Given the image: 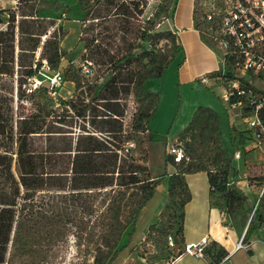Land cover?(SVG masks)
Here are the masks:
<instances>
[{
    "label": "trees",
    "instance_id": "trees-1",
    "mask_svg": "<svg viewBox=\"0 0 264 264\" xmlns=\"http://www.w3.org/2000/svg\"><path fill=\"white\" fill-rule=\"evenodd\" d=\"M29 1L19 0L21 4ZM78 1L85 13V22L137 19L144 15L147 4L146 0ZM195 1L196 28L202 40L214 50L207 36L217 41L216 28L205 18L207 7L203 1ZM174 3L175 0L167 1L166 12ZM218 6L225 9L222 3ZM7 13L0 11V79L12 77L16 72L21 88L33 78L42 81V85L29 89L25 95L33 111L21 117L16 125L12 123L9 102L5 108L0 107V264H37L44 257L45 248L57 245L61 248L69 236L75 238L80 253L85 251L91 257V264H111L123 249L120 245L128 228H135L141 211L165 178L152 179L148 167L136 163L128 145L131 141L139 142V135L149 132L148 123L158 109L160 96L148 92L145 84L149 79L162 78L178 57L181 52L178 36L168 29L160 31L161 23L152 24L142 28L137 44L127 36L130 30L123 31L120 40L124 52L120 56L100 52L103 55L100 64L108 68L110 79L95 87L93 101L77 115L86 120L91 110L90 125L106 135L100 137L88 131L77 139L61 135L60 140L50 138L52 141L46 148L40 143L46 133H69L55 125L49 132L44 131L46 120L57 118V97L43 83L61 73L63 60L68 55L62 46L67 33L55 21L39 18L37 12L29 15L11 12L5 18ZM121 30L117 29L115 36ZM163 41L164 47L158 48ZM233 50L231 46L221 68L209 75L221 77L225 86L239 82L244 94L236 93L230 104L242 103L239 119L242 124L255 112L264 123V104L257 108L264 103V89L255 82L264 80V76L252 71L239 75L241 60ZM122 94H132L138 104L129 132L124 127L125 110L114 108ZM94 102L103 104L97 105L105 110L102 119L96 113ZM61 104L76 110L73 101H61ZM56 123L67 125V121ZM230 133L236 150L239 149L236 143L251 141L250 130L237 123L231 126ZM178 140L185 156L179 163L173 155L166 157V166L174 170L168 183L169 200L159 219L149 227L148 239L155 247L150 257L152 264H167L183 253L184 248L177 252L175 245H169V237L184 240L185 208L192 201L188 175L207 174L210 206L228 216L237 231L244 234L251 220L243 242H248L255 230L264 231V208L262 205L256 208L238 186L239 174L233 153L224 142L219 114L199 106ZM11 141L16 144L14 153L10 149ZM149 141L165 142L166 137L153 133ZM257 183L263 187L264 177ZM228 255L223 245L210 241L204 248L203 259L208 264H222Z\"/></svg>",
    "mask_w": 264,
    "mask_h": 264
},
{
    "label": "rangeland",
    "instance_id": "rangeland-1",
    "mask_svg": "<svg viewBox=\"0 0 264 264\" xmlns=\"http://www.w3.org/2000/svg\"><path fill=\"white\" fill-rule=\"evenodd\" d=\"M168 0H146L147 4L145 7L144 15L137 19H128L119 18L111 21H100V20H91L88 22L84 21L85 13L83 12L82 6L78 0H31L28 4H21L19 0H0V11L5 10L8 13L14 12L16 15H21L22 13L31 14L37 12V15L41 19H47L55 21L57 26L62 25L64 30L67 33V36L63 40V48L68 51V55L64 58L61 73L63 76L62 84L57 88V99L55 100L56 105L55 109L57 110V118L52 121V118L46 120V125L44 126V131L49 132L52 125H55L57 128H61L60 131H68L69 133H46L40 143L44 147L48 148L52 139L60 140L58 136L69 135L73 139H77L79 135L86 134L88 132H94L97 136L104 137L106 134L96 132L91 125L92 114L91 110L89 111V116L84 120L83 118L78 117L77 115L80 112H83L88 108L89 103L93 101L94 98V89L95 87L107 82L110 77V71L104 65H101L103 55L100 54L102 51L110 53L113 56H120L124 52L123 43L120 40V36L124 33L123 31L130 30L131 33L127 36L131 41L139 44L138 35L142 31V28H148L152 24L158 25L160 31H165L167 29V20L172 14V7L166 12ZM200 1V0H199ZM203 5L207 4L208 1L202 0ZM233 0H214V4L218 5L222 3L224 7L231 6ZM206 8V7H205ZM207 9V8H206ZM8 13L4 15L5 18L8 17ZM165 17L167 19H160ZM122 29V32H119L115 36L116 30ZM210 39L211 45L219 56H223V50L219 46V43L214 39L207 36ZM166 42H161L158 45V48L164 47ZM89 45V48L87 47ZM150 48V46H148ZM138 53V52H137ZM37 59L40 58L39 53L36 56ZM91 63L92 72L87 74L85 73L82 65L83 63ZM18 76L15 74L12 77H5L0 79V107L7 105V101L11 105L12 110V123H15L23 116L28 115L33 111V107L30 103L27 102L26 96L31 90L35 88V85L32 83L31 79L27 81L25 85L20 87L17 83ZM172 73L168 72V78L166 80V87L170 90L172 88ZM200 82V81H199ZM256 85L264 89V80H255ZM43 83L50 87V81L46 80ZM201 85V84H199ZM10 89V90H9ZM202 94L210 93L206 88L201 86ZM26 90V91H25ZM174 90V89H173ZM25 91V94H22ZM184 97L187 99V92ZM121 99L118 101L119 104H116L114 108L124 109L125 116L123 117L125 130L130 131L131 121L133 115L135 114L138 104L136 103L134 96L122 94ZM61 101L69 102L73 101L76 106V110L70 109L68 106L61 104ZM102 102H94V105H103ZM163 113L162 111L156 112L152 119L148 123L149 132L139 135V142L131 141L130 143H135V147L132 148V153L135 156L136 163L139 165L147 166L149 169V175L152 179L165 177L167 174V169H164V162L168 156V148L171 145H175L179 140L171 141L167 143L166 141L162 142H150V134L156 133L152 130V121L156 120V126H158L159 132L163 130H169L170 123L174 118V112L178 109L180 104V95L178 89L175 87L174 97L168 99L164 98L163 102ZM174 108V112L172 110ZM230 111V110H229ZM229 111L227 114L229 116ZM97 114L101 115L99 119H102L105 115V110L102 106H97ZM63 119V120H57ZM237 125H240L241 128H246V125H243L239 118H236ZM55 121V122H54ZM56 121H67V125L56 123ZM100 121V120H99ZM64 123V122H63ZM66 123V122H65ZM158 123H161L158 125ZM243 125V126H242ZM54 131H59L54 129ZM17 132L15 128L14 133ZM166 137V136H164ZM16 135H14V139ZM231 150L236 151L233 147V139L230 136ZM237 150H240L242 153V158L245 154V151L249 152L246 154L252 153L253 156L250 159H253L255 163L263 162L264 154L261 149H254L252 143L248 140L244 144L236 143ZM10 149L12 153L16 151L15 141H11ZM144 161H147L144 162ZM242 163L241 160L234 159V166L238 167ZM243 164V163H242ZM168 167V166H166ZM171 169H173L171 167ZM241 171L247 172L248 174L244 175L245 179L248 180L250 186H255V192L252 190L249 193L253 195V203H258L260 193L262 191V185L256 183L259 179L264 177V168L263 163L247 165L243 164ZM202 183L204 186L209 184V180L204 176L202 178ZM247 188V186H246ZM259 205L264 207V196L260 199ZM137 224V221H136ZM136 224H135V233H136ZM142 226V223L140 224ZM133 231V227H129L126 234H129ZM149 228L141 227L137 235L131 240L129 244L126 245L128 238H124L120 247H123L121 252L117 257L112 261L111 264H152L150 262V257L155 252V247L151 244L149 237ZM240 238L243 239V234L238 231ZM256 243V255L254 261L256 264H264V231L255 230L250 234L249 241L243 242L244 244L250 246L252 243ZM81 250H84V246L81 247ZM46 252L43 256L37 260V264H91L92 259L90 256L85 255V251L80 253V248L77 246V242L73 236H69L64 245L59 248V245L55 247H47L44 249ZM248 254L247 250H241L237 254L231 255V261L227 264H239L242 262V256ZM183 264H208L207 261L203 258H198L190 255H183Z\"/></svg>",
    "mask_w": 264,
    "mask_h": 264
},
{
    "label": "crops",
    "instance_id": "crops-1",
    "mask_svg": "<svg viewBox=\"0 0 264 264\" xmlns=\"http://www.w3.org/2000/svg\"><path fill=\"white\" fill-rule=\"evenodd\" d=\"M195 0H175L174 8L170 18L167 20V29L176 33L181 46V52L178 57L173 60L164 75L160 79H149L145 88L148 92L159 94L160 103L157 109V113L162 111L164 98L174 97L175 87L179 91L180 104L178 109L174 112V118L170 123L169 130L159 132L158 126H156V120L152 122V130L159 135L166 136V142L176 141L184 130L188 127L189 123L193 119V116L199 106H205L216 111L220 116L221 131L226 146L231 150L230 142V130L233 124H236L235 118L229 111L228 106L219 99L218 95L224 93V86L220 83H215L211 88L205 87L210 93L202 94L200 79L204 75H208L218 71L223 62V56H219L216 51L210 48L201 38L200 32L196 28V22L194 20ZM168 72L172 73V88L169 90L166 87V80L168 78ZM174 89V90H173ZM187 92V99L184 97ZM229 111V116L226 111ZM161 123H158L160 125ZM249 151L246 150L242 158V163L245 165H254L264 163H255L253 159H250L252 153L246 154ZM236 167L239 174L238 183L239 188L245 191L250 197L253 203V195L251 196L247 192L255 191V186L246 185L248 180H244L246 171H241L242 164ZM164 169L168 170V176H165L163 180L158 184L155 189L154 196L146 204L141 211L133 231L124 238H128L126 245L129 244L133 238L140 231L141 227L149 228L158 219L168 203V183L171 173L174 172L170 166L166 167L164 162ZM208 176L206 173H199L187 176V182L192 192V201L186 206V219L184 225V240L180 241L179 238H173L174 245L177 252L181 251L185 246L192 244H199L203 239H207L208 242L216 241L223 245L228 253L237 254L235 252L236 245L241 240L238 231L232 227L230 219L224 213L216 208L210 206L209 193L210 186H206L202 183V178ZM160 178H157L159 180ZM257 183V181H256ZM247 186V188H246ZM264 208V207H263ZM142 223V226L140 224ZM126 234V233H125ZM131 235V238L129 236ZM256 243L250 244L248 254L242 256V262L239 264H256L254 261L256 251ZM241 251V250H240ZM183 258L181 257L177 264H183ZM228 263V262H227ZM225 263V264H227ZM187 264V263H186Z\"/></svg>",
    "mask_w": 264,
    "mask_h": 264
},
{
    "label": "built area",
    "instance_id": "built-area-1",
    "mask_svg": "<svg viewBox=\"0 0 264 264\" xmlns=\"http://www.w3.org/2000/svg\"><path fill=\"white\" fill-rule=\"evenodd\" d=\"M208 1L205 6V18L208 22L212 23L216 28L214 31L215 39L218 41L219 46L223 50L224 56L229 53L231 46L234 47L232 53H237L241 63L237 69L239 75H245L248 71H252L256 74H262L264 76V0H233L231 6L225 7V9L219 8L218 5L214 4V0ZM223 56V57H224ZM44 66L47 67L46 61ZM91 63H83L82 67L85 73L91 72ZM50 81V91L52 96L57 97V88L62 84L63 76L62 73H57L53 77H48ZM35 88L42 85V81L36 78L31 79ZM215 83H220L224 86V93L219 94L218 97L227 106L232 116L241 119L242 114L240 108L241 102L230 104L233 96L238 94H244V91L240 89L238 81L231 82L228 86H225L221 77H211L209 74L204 75L200 79L202 86L211 88ZM34 88V89H35ZM264 103H260L257 108H260ZM243 125L248 128L251 132V143L254 149H261L264 154V123L260 119L257 112H255L250 118H247ZM243 123V122H242ZM129 148H134L135 143H129ZM129 152L128 149L125 151ZM168 154L175 157L176 162H181L184 158V149L179 144L171 145L168 148ZM233 157L236 160L242 159V153L240 150L233 152ZM264 165V163H263ZM264 196V186L260 193L258 203ZM207 239H203L199 244L187 245L183 249V253L178 257L171 259L167 264H177L178 260L183 255H190L198 258L204 257V248L208 244ZM169 245L174 247L173 237H169ZM248 245L243 243V239L236 245L235 252L240 250H249ZM231 255L223 260L222 264L231 261Z\"/></svg>",
    "mask_w": 264,
    "mask_h": 264
},
{
    "label": "water",
    "instance_id": "water-1",
    "mask_svg": "<svg viewBox=\"0 0 264 264\" xmlns=\"http://www.w3.org/2000/svg\"><path fill=\"white\" fill-rule=\"evenodd\" d=\"M250 222H251V220L249 221V223H248V225H247V227H246V229H245V231H244L243 237L245 236V234H246V232H247V230H248V228H249Z\"/></svg>",
    "mask_w": 264,
    "mask_h": 264
}]
</instances>
